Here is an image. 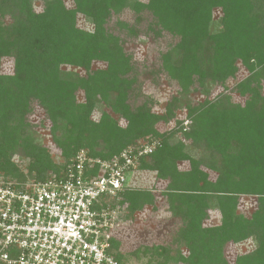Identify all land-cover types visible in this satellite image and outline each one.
Segmentation results:
<instances>
[{
  "label": "trees",
  "instance_id": "obj_1",
  "mask_svg": "<svg viewBox=\"0 0 264 264\" xmlns=\"http://www.w3.org/2000/svg\"><path fill=\"white\" fill-rule=\"evenodd\" d=\"M251 2L72 0L69 9L64 0H0V61L2 57L13 61V72L0 74V173L5 176L0 175L1 181L25 179L12 161L16 146L29 158V176L44 181L60 176L80 151L107 160L128 146L138 147L148 136L147 141L160 145L141 158L138 170H153L156 181L170 184L161 190L128 186L115 204L127 215L146 204L179 219L174 253L156 246L151 264H166L169 259L175 264H228L224 245L245 240L253 241L254 248L237 256L235 264H264V94L259 86L264 76V26L258 16L264 14V0L257 10ZM214 5L221 6L223 16L213 29L209 15ZM126 8L148 11L154 19L148 29L156 26L155 34L166 31L178 37L159 55L158 72L179 88L162 113L151 110V99L134 102L138 76L132 55L106 27ZM67 13L82 15L92 30L67 24ZM118 24L129 35L137 34L135 25ZM236 59L251 73L234 86L237 94L247 96L243 106L233 103L228 93ZM93 62L101 66L93 68ZM63 65L79 67L85 74L63 70ZM78 91L83 93L81 102ZM192 93L203 96L202 104L186 100ZM182 97L186 108L175 112ZM34 101L50 121L52 142L66 160L62 165L27 133V113ZM160 121L173 125L161 131ZM175 133L178 138L171 141ZM233 140L238 141L237 153L230 150ZM190 149L201 156L191 155ZM209 151L217 152L219 160L210 161ZM179 161H187L189 169H179ZM202 167L215 172V179ZM240 195H256L255 207L239 211ZM214 210L218 221L202 226ZM116 240L114 234L110 253L125 264Z\"/></svg>",
  "mask_w": 264,
  "mask_h": 264
},
{
  "label": "built area",
  "instance_id": "obj_2",
  "mask_svg": "<svg viewBox=\"0 0 264 264\" xmlns=\"http://www.w3.org/2000/svg\"><path fill=\"white\" fill-rule=\"evenodd\" d=\"M159 145L145 140L107 160L80 151L58 177L0 180V264H120L110 253L123 212L115 202Z\"/></svg>",
  "mask_w": 264,
  "mask_h": 264
},
{
  "label": "rangeland",
  "instance_id": "obj_3",
  "mask_svg": "<svg viewBox=\"0 0 264 264\" xmlns=\"http://www.w3.org/2000/svg\"><path fill=\"white\" fill-rule=\"evenodd\" d=\"M146 1V0H142ZM251 2V0H249ZM261 0H253L251 3L254 7L259 5ZM66 6L71 9L73 8L72 0H64ZM37 9V8H36ZM257 10V7H256ZM259 10V9H258ZM209 18L211 19V27L214 29L218 26V22L220 18L223 16V11L221 6L214 5L210 11ZM264 14L258 13L262 19V24L260 22V26L263 28L264 26ZM140 17V20L137 22V18ZM8 21V18H5ZM124 21L129 25H135L137 34L129 35L125 28L119 26L118 22ZM66 23L69 25H73L83 30H92V23L85 20L82 15H73L70 13L66 15ZM154 19L151 14L142 9L140 13L133 12L130 9H123L120 14L113 15L106 23V27L112 34L119 37L122 41V46L127 54L132 55V60L135 65L134 73H137L138 76V86H137V96L134 97V102L136 104L142 103L144 100L151 99L152 101L149 103L150 108L153 112L162 113L164 111L165 106L168 104L171 96H175L178 93V86L173 81L167 79L164 73L158 72V68H160V58L159 55L163 51L169 49L173 44L178 41V37L169 34L166 31H162L161 34H155L153 30H149L148 26L153 25ZM100 62H93L92 67L97 68L100 67ZM234 68L236 67V71L234 73V77L229 78L227 84L229 85V95L231 97V101L236 104H241L242 106L245 104V100L247 96H240L237 92L234 91V86L238 81H242L243 79L249 77L251 73L243 66L240 59H236L233 64ZM63 70H73L79 73V75L83 76L85 74L84 70L79 67H71L68 65L62 66ZM152 70V72H158L157 75L149 76L146 73ZM13 72V61L11 57H2L0 61V74H11ZM257 87L256 82L253 86ZM260 93L264 94V76L260 78ZM77 101H83V93L78 91L76 93ZM181 103L179 107L175 108V112L182 108H186L184 105L183 97L180 98ZM189 99V100H188ZM186 99L191 105L202 104L203 96L196 95V93H192L190 97ZM219 107V106H218ZM97 112H95L94 116H96ZM183 115V114H179ZM180 117V116H179ZM174 116L170 119L173 120ZM176 118V116H175ZM27 120L29 122V131L27 132L36 143L40 144L44 147L50 158L57 165H62L66 161L63 158L62 154L59 151V148L52 142L51 133H50V121L45 116L43 109L40 105H38L35 101L31 104L30 112L27 113ZM189 122V121H185ZM160 130L167 131L169 127L173 125V122H163L160 121ZM179 133H175L172 137L171 141H175L178 138ZM146 137L144 139L147 140ZM188 141V140H187ZM190 142V141H189ZM238 141L233 140L231 142L230 150L237 153L239 150L238 145H236ZM201 149H204L202 146ZM206 149V148H205ZM204 149V150H205ZM207 151V149H206ZM214 151V150H213ZM210 153L209 151V160L210 161H218L220 155L216 152ZM191 155L197 157L201 154L198 151L190 149ZM205 159L204 156L201 157ZM12 161L19 168L20 173L25 177L22 183H19L18 179L12 177H6L7 180H2L4 182H12L17 184H26L32 181H35L34 178L30 177L27 173V165L29 162V158L25 157L22 153L20 146H16L14 149V154L12 155ZM177 167L182 170L189 169V163L187 161H179L177 163ZM202 169L209 174L210 179H215L216 173L208 170L207 168L202 167ZM0 175L4 176L3 173ZM5 177V176H4ZM157 174L153 170L148 171H132L128 175V184L133 188H141V189H150L155 188V190H161L166 186H169L170 183L166 180H158L156 181ZM1 178V177H0ZM1 180V179H0ZM256 195H240L239 196V204L238 210L240 211L242 208L255 207ZM163 210V211H162ZM133 216V217H132ZM172 217V218H171ZM169 217V213L165 212V209L161 208L160 211H154L150 205H143L142 208L137 209L133 214H126L125 211L121 214V221H119V226L116 227L114 234L116 237V241L118 243V251L121 253L122 259L125 264H151L155 262V255L151 254L154 251L156 246H164L166 249H170V254L174 253V250L177 247L176 238L178 236V231L180 228L179 219L171 216ZM218 221V211H209V217L202 221V226L207 227L214 225ZM254 248V243L251 240H245L239 243H234L232 241L227 242L223 248V254L228 264H235V259L237 256L246 254ZM146 249L147 253L145 254L142 250ZM167 249V250H168ZM139 250L137 253H135ZM187 249L182 247L181 253L186 254ZM153 256V257H152ZM160 258L159 260H161ZM166 264H175L172 259Z\"/></svg>",
  "mask_w": 264,
  "mask_h": 264
}]
</instances>
